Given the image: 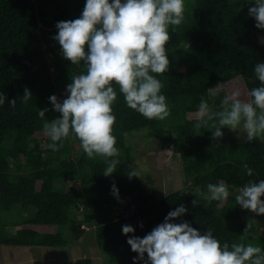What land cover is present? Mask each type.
Wrapping results in <instances>:
<instances>
[{"label": "trees", "instance_id": "trees-1", "mask_svg": "<svg viewBox=\"0 0 264 264\" xmlns=\"http://www.w3.org/2000/svg\"><path fill=\"white\" fill-rule=\"evenodd\" d=\"M191 0L185 6V19L176 31L169 28L167 53L169 71L158 78L170 109L165 120H148L130 109L117 90L113 105L116 123L114 135L118 156L111 176H105L102 157L88 158L78 140L71 136L63 147L53 151L40 148L45 120L56 119L58 112L48 111L43 119L39 111L52 109L49 97L67 98L72 75L86 72L85 65H72L62 55L56 25H39L35 0H0V94L16 99L14 108L0 105V244L63 247L73 244L93 226L94 242L104 264H146L134 260L127 243L130 237H145L165 221L170 211L185 206L188 211L173 223L188 222L202 234L209 228L221 242L252 243L264 250V237L244 234L248 217L235 201L238 189L249 182L264 179V139L237 142L227 135L215 141L212 131L194 127L201 98L212 111H219L223 93L212 97L213 90L240 77L247 94L259 87L254 67L264 62V29L256 27L249 15L255 0ZM86 0H59V16L64 21L79 18ZM59 87V91L56 90ZM218 87V88H219ZM25 88L32 98L20 99ZM248 96V95H247ZM250 97H248L249 99ZM215 121L209 122V128ZM148 130L162 149L174 148L181 159L186 182L199 187L194 194L184 186L163 196L144 185L138 177L129 178L132 149L126 135ZM253 170L248 176L242 165ZM71 185L66 188L68 182ZM223 182L229 189L227 201L208 203L199 195L207 194L209 183ZM113 185L119 198L113 194ZM264 199V198H262ZM194 200L200 203L193 205ZM86 205L81 218L76 209ZM28 214L25 223L58 225L66 231L41 232L20 227L11 232L14 214ZM9 216L11 218H9ZM135 231L125 235L123 226ZM244 240L241 241V236ZM74 264H92L80 257Z\"/></svg>", "mask_w": 264, "mask_h": 264}, {"label": "clouds", "instance_id": "clouds-1", "mask_svg": "<svg viewBox=\"0 0 264 264\" xmlns=\"http://www.w3.org/2000/svg\"><path fill=\"white\" fill-rule=\"evenodd\" d=\"M184 13L185 0H86L79 18L57 23L58 34L54 39L59 42L63 57L72 65L83 62L86 72L72 75L67 98L61 101L52 95L49 100L53 108L39 111L41 119L48 111L60 114L43 123L44 135L52 141L48 144L51 150L59 151L62 141L71 136L80 142L88 158L105 159V176L115 172L116 163L110 159L119 154L114 135L113 105L117 101L114 85L123 94L126 105L146 119L163 121L169 117L170 109L158 77L169 71V28L176 31L185 19ZM249 15L256 20L258 29H264V0H255ZM260 42L264 44V38ZM254 73L261 86L250 90L249 99L242 98L236 88L223 96L219 111H212L201 98L194 125L197 134L201 129L211 130L218 142L224 136L222 129L227 127L245 134L249 142L264 139V62L255 65ZM211 95L218 93L213 91ZM31 98V91L25 88L20 99L27 103ZM6 100L10 107L16 106V99L8 100L0 94V105ZM210 121H215L211 128ZM242 168L248 176L253 175L247 163ZM128 175L138 177L139 172L130 166ZM113 194L119 198L115 185ZM229 195L228 187L220 182L209 183L207 194L201 193L199 197L211 203L227 201ZM262 198L264 179L246 183L235 194L239 206L258 216L264 215ZM199 203L193 201L194 206ZM187 211L181 205L145 237H130L127 243L138 253L134 260H145L147 254L146 264H264V250L259 246L243 242L221 244L211 228L202 234L186 221L172 222ZM251 228L249 221L244 234ZM122 231L128 235L135 229L125 225Z\"/></svg>", "mask_w": 264, "mask_h": 264}, {"label": "rangeland", "instance_id": "rangeland-1", "mask_svg": "<svg viewBox=\"0 0 264 264\" xmlns=\"http://www.w3.org/2000/svg\"><path fill=\"white\" fill-rule=\"evenodd\" d=\"M59 0H35L39 25L55 26L58 22L64 21L59 16ZM191 0H185V6ZM231 3L233 1L227 0ZM238 88L242 93V98L248 99L246 89L240 77H235L223 86L213 90L224 95ZM59 91V87L56 86ZM212 91V92H213ZM212 96V95H211ZM217 96V95H216ZM216 96H212L213 98ZM197 113V112H196ZM196 113H192L190 117H196ZM227 135L231 136L237 142L245 140V134L239 131L233 132L229 128H225ZM40 148L44 151L48 148V144L52 141L44 135L40 136ZM127 145L132 149V167L139 172L140 181L154 188L158 196H163L171 191L177 190L184 186L190 187L192 192L196 194L199 187L190 185V181L186 182L181 169V159L175 149L170 147L162 149L158 141L151 135L148 130L133 132L126 135ZM71 185L68 182L66 188ZM239 190V189H238ZM86 205H81L76 209L79 218L82 217ZM244 214L248 217V222L252 223L249 235L264 237V215H256L250 210L244 209ZM28 214L20 212V215L14 214V226H8L11 232L20 227H31L41 232H58L66 231L65 227L58 225H34L25 223ZM9 218H11L9 216ZM247 222V224H248ZM85 233L73 244L63 247H47V246H20V245H1L0 244V264H74L75 259L80 257L91 258L92 264H104L103 256L99 252L94 242L93 226L84 225Z\"/></svg>", "mask_w": 264, "mask_h": 264}]
</instances>
